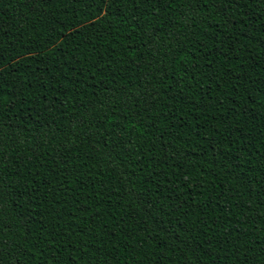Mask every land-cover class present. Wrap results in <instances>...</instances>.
I'll return each instance as SVG.
<instances>
[{"label": "trees", "instance_id": "obj_1", "mask_svg": "<svg viewBox=\"0 0 264 264\" xmlns=\"http://www.w3.org/2000/svg\"><path fill=\"white\" fill-rule=\"evenodd\" d=\"M0 264H264V0H0Z\"/></svg>", "mask_w": 264, "mask_h": 264}]
</instances>
